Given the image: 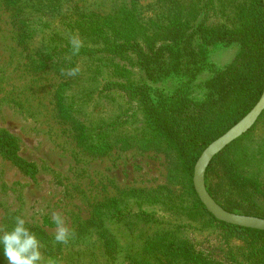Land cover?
<instances>
[{"label":"rangeland","instance_id":"rangeland-1","mask_svg":"<svg viewBox=\"0 0 264 264\" xmlns=\"http://www.w3.org/2000/svg\"><path fill=\"white\" fill-rule=\"evenodd\" d=\"M257 5L0 0V131L19 147L18 160L0 151V227L22 216L45 261L57 264H264V234L195 211L184 137L215 125L226 105V116L241 106L231 67L248 50L236 30L243 8ZM71 34L84 46L69 61ZM77 63L79 75L61 74ZM60 86L72 119L57 110ZM78 123L100 151L78 144ZM222 151L249 189H264V111ZM262 196L242 208L264 214ZM53 212L75 231L67 244L54 241ZM0 264H8L2 246Z\"/></svg>","mask_w":264,"mask_h":264},{"label":"trees","instance_id":"trees-1","mask_svg":"<svg viewBox=\"0 0 264 264\" xmlns=\"http://www.w3.org/2000/svg\"><path fill=\"white\" fill-rule=\"evenodd\" d=\"M240 26L237 27L236 32H241L244 34L243 39V47L244 45L245 54L248 52L247 56H242L240 54L239 58L235 61V64L232 65V69L234 70L233 77V85L231 87V92L235 95L236 99L241 102V106L238 109H233L231 114L228 116L227 113L230 109V105H226L225 111L223 112V116L216 121V124L213 126H206L204 128L199 127L196 131L188 132L184 137L187 141L188 145L192 150V160L188 161V170L191 173L190 178V186L191 191L195 196L194 208L196 212L208 213L211 216L212 220L219 222L220 224H227L224 221L218 220L214 217L206 208V206L202 203L199 196L196 193L194 183L192 180L194 166L202 151L216 138L225 133L228 129H230L235 123H237L241 118H243L258 102L260 99L263 89H264V2L263 0H258V5L254 8L246 6L243 8L242 13H240ZM257 37V43L253 42V38ZM256 44L260 45L259 51H257ZM35 58L34 60H37ZM45 65V63H44ZM219 79V77H217ZM65 88L60 86L56 90V107L59 114L65 119H72V104H70L65 97L64 94ZM247 97V98H246ZM229 102V100L227 101ZM226 102V103H227ZM225 104V103H224ZM220 108L219 110H221ZM215 109L214 111H219ZM227 110V111H226ZM216 115L213 113V116ZM77 133L76 139L80 146L90 150V151H100L103 148V145L91 144L88 143L89 138L87 134V127L82 125V123H78L76 125ZM217 133L215 137L211 138L212 134ZM18 144L15 139L10 135L0 131V151L5 153L8 157L18 160L17 152H18ZM224 151L220 154L216 155L211 163L209 164L206 171V185L209 193L214 197V199L221 204L225 209L229 211L240 210V212L250 215H256L264 218V214L261 213H251V211L244 210L242 208L243 200L246 197H258L260 194L264 195V189L258 187L257 185L249 189L251 184L244 179V177L239 173V171L234 167L229 158H226L224 155ZM222 162V168L216 169L215 163L218 161ZM35 164L24 163L23 168L28 173H34L36 171ZM226 182L233 187V193L230 190V186L226 184ZM228 187V189H227ZM231 192H230V191ZM244 191L242 197H236L235 194L241 191ZM233 197V198H232ZM264 198V196H262ZM261 198V199H262ZM263 200V199H262ZM264 201V200H263ZM234 226L232 224H228ZM237 229L241 230H251L253 232L262 233V230H256L251 228H244L240 226H234ZM168 239L172 237L171 232L168 233ZM181 240L186 242V238L179 237ZM183 252L184 254H190L194 256V259L199 262L200 257L198 254L193 253V251ZM194 261V260H192Z\"/></svg>","mask_w":264,"mask_h":264},{"label":"clouds","instance_id":"clouds-1","mask_svg":"<svg viewBox=\"0 0 264 264\" xmlns=\"http://www.w3.org/2000/svg\"><path fill=\"white\" fill-rule=\"evenodd\" d=\"M68 39L72 51L65 59L70 61L72 56L79 55L84 42L78 34H71ZM80 72L79 63L67 70L61 69V74L68 77H75ZM14 221L11 229L6 230L0 227V246L3 248L8 264H57L52 259L45 261L41 251L42 245L35 233L26 226V220L18 215ZM52 221L55 224L54 241L67 244L75 236V231L68 227L65 217L60 212L52 213Z\"/></svg>","mask_w":264,"mask_h":264},{"label":"water","instance_id":"water-1","mask_svg":"<svg viewBox=\"0 0 264 264\" xmlns=\"http://www.w3.org/2000/svg\"><path fill=\"white\" fill-rule=\"evenodd\" d=\"M263 111L264 89L260 99L254 105V107L242 119H240L217 139L213 140L203 150L202 154L195 164L193 183L202 203L206 206L207 210L218 220L237 226L264 231V218L226 210L213 198V196L209 193L206 185V171L212 159L230 143L247 132L256 123Z\"/></svg>","mask_w":264,"mask_h":264}]
</instances>
